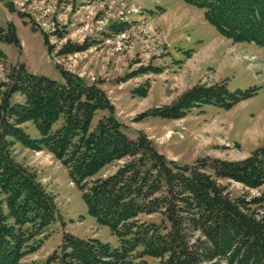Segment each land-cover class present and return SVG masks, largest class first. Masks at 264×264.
<instances>
[{
    "label": "trees",
    "instance_id": "1",
    "mask_svg": "<svg viewBox=\"0 0 264 264\" xmlns=\"http://www.w3.org/2000/svg\"><path fill=\"white\" fill-rule=\"evenodd\" d=\"M184 1L203 9L205 19L225 37L264 48V0ZM48 40L45 37L46 45ZM0 43L22 49L13 22L0 24ZM89 46L67 42L58 54ZM48 53H53L49 47ZM6 56L0 50V59ZM57 68L63 81L17 62L7 67L6 80L0 83V264H22L42 245L38 236L62 219L54 196L37 174L14 158L16 142L46 149L60 160L82 192L88 213L119 239L114 246L65 231L45 264H150L146 257L158 259L157 264H264V195L232 197L220 182L227 179L249 189L263 186L264 144L242 159L204 156L180 164L160 152L146 133L131 138L98 83L59 64ZM149 70L143 67L125 78ZM148 90L146 84L134 93L146 96ZM256 92L231 91L225 81L198 83L140 117L179 119L205 104L228 110ZM15 94L24 100L14 101ZM29 121L39 137L24 129ZM123 159L127 161L114 173L100 175L104 167ZM151 215L159 219H142Z\"/></svg>",
    "mask_w": 264,
    "mask_h": 264
},
{
    "label": "rangeland",
    "instance_id": "2",
    "mask_svg": "<svg viewBox=\"0 0 264 264\" xmlns=\"http://www.w3.org/2000/svg\"><path fill=\"white\" fill-rule=\"evenodd\" d=\"M8 4L16 12L9 10ZM8 22L16 25L22 49L0 43V50L7 55L0 59V83L6 80L7 67L17 62H25L33 73L63 81L59 64L106 91L131 138L146 133L160 152L180 164H193L204 156L242 159L264 144V48L225 37L197 6L184 0H0V24ZM67 42L90 46L59 55ZM143 67L150 70L125 78ZM221 81L231 91L257 88V92L228 110L205 104L179 119L140 117L150 108L172 103L195 84ZM146 84V96L134 93ZM13 100L23 101L24 97L15 94ZM102 114L94 118L93 125ZM23 127L32 137L40 136L33 122ZM12 154L37 174L62 214V219L38 236L42 245L26 255L22 264H45L65 231L119 245L109 226L88 213L82 192L52 153L16 142ZM126 161L107 165L100 175L114 173ZM220 182L228 186L232 197L264 195V185L249 189L227 179ZM142 219L158 220L159 216ZM146 258L150 264L159 262Z\"/></svg>",
    "mask_w": 264,
    "mask_h": 264
}]
</instances>
